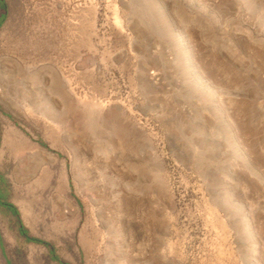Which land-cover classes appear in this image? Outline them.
I'll return each mask as SVG.
<instances>
[{
  "label": "rangeland",
  "instance_id": "obj_1",
  "mask_svg": "<svg viewBox=\"0 0 264 264\" xmlns=\"http://www.w3.org/2000/svg\"><path fill=\"white\" fill-rule=\"evenodd\" d=\"M0 1V264H264V0Z\"/></svg>",
  "mask_w": 264,
  "mask_h": 264
},
{
  "label": "flooded vegetation",
  "instance_id": "obj_2",
  "mask_svg": "<svg viewBox=\"0 0 264 264\" xmlns=\"http://www.w3.org/2000/svg\"><path fill=\"white\" fill-rule=\"evenodd\" d=\"M6 8H5V6H4V4L0 1V27L2 26V24H3V22H4V20H5V17H6ZM10 14H9V16L11 15V14H15V25H16V13H13V12H9ZM9 18V17H8ZM8 20V19H7ZM7 22V21H6ZM5 22V23H6ZM5 23H4V25H5ZM3 25V26H4ZM14 25V26H15ZM13 26V27H14ZM12 27V28H13ZM3 28V27H2ZM11 28V29H12ZM1 33H6V32H2V29H1ZM8 34H9V36H10V33L9 32H7ZM9 127H11V126H9ZM6 128H8V127H6ZM11 128H13V127H11ZM14 129V128H13ZM3 130H4V128H3ZM3 130H2V132H3ZM16 130V129H15ZM2 132H1V136H2ZM28 140V139H27ZM29 141V140H28ZM29 143H30V141H29ZM31 144V143H30ZM2 145V144H1ZM34 147H35V149L37 148L35 145H34ZM0 149H1V146H0ZM44 153H46V154H49L48 152H46V151H43ZM4 205V204H3ZM9 206H11L13 209H14V212L16 211L15 210V208L12 206V205H9ZM13 213V212H12ZM19 232L22 234V235H25V231H24V229L22 228V227H20V229H19ZM26 238V237H25ZM31 241H33L34 243H37V244H41V245H45L46 247H49L48 246V244H46L45 242H42V241H40V240H37V239H32Z\"/></svg>",
  "mask_w": 264,
  "mask_h": 264
},
{
  "label": "trees",
  "instance_id": "obj_3",
  "mask_svg": "<svg viewBox=\"0 0 264 264\" xmlns=\"http://www.w3.org/2000/svg\"><path fill=\"white\" fill-rule=\"evenodd\" d=\"M3 206H4L5 208H7L9 211L15 213V212H14V209H13L11 206H9L8 204H4Z\"/></svg>",
  "mask_w": 264,
  "mask_h": 264
},
{
  "label": "bare ground",
  "instance_id": "obj_4",
  "mask_svg": "<svg viewBox=\"0 0 264 264\" xmlns=\"http://www.w3.org/2000/svg\"><path fill=\"white\" fill-rule=\"evenodd\" d=\"M13 103V102H12ZM16 105V104H15ZM13 106V105H12ZM16 108V107H15ZM25 107L21 106V108H18L19 112L22 113ZM22 115V114H21Z\"/></svg>",
  "mask_w": 264,
  "mask_h": 264
}]
</instances>
